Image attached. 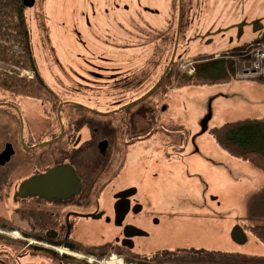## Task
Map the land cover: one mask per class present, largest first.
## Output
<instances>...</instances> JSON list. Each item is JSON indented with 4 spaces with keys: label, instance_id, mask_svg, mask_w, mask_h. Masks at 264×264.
<instances>
[{
    "label": "flooded vegetation",
    "instance_id": "flooded-vegetation-1",
    "mask_svg": "<svg viewBox=\"0 0 264 264\" xmlns=\"http://www.w3.org/2000/svg\"><path fill=\"white\" fill-rule=\"evenodd\" d=\"M256 1L233 0L244 11ZM209 8L208 0H78L70 63H52L56 87L37 60L43 95L0 86V264H204L190 253L209 248L166 246L190 207L158 202L145 180L188 153V138L160 118L161 100L174 92L188 47L208 39L197 31ZM257 9L264 14V0ZM206 207V218H218Z\"/></svg>",
    "mask_w": 264,
    "mask_h": 264
},
{
    "label": "rangeland",
    "instance_id": "rangeland-1",
    "mask_svg": "<svg viewBox=\"0 0 264 264\" xmlns=\"http://www.w3.org/2000/svg\"><path fill=\"white\" fill-rule=\"evenodd\" d=\"M77 2L36 0L35 5L26 11L35 58L47 82L54 87L51 73L53 60L58 57L65 66L69 65L64 56L72 49L74 34L70 29L74 22L81 23L79 14L70 11V7ZM208 4L210 8L203 16V28L197 31L201 35L207 33L208 39L201 41L202 45L195 43L188 47L186 51L189 55H184L185 59L177 64V68L185 73L181 69L184 66L194 69L193 59L199 54L217 58L225 53L235 62L234 76L228 83L175 86L174 92L161 100L168 107L160 118H168L182 133L180 138H188V153L184 156V164L172 167H161L160 164L150 168L148 175L146 172L144 175L150 177L156 172L157 177L146 178L145 181L150 188L155 186L152 194L158 202L190 207L181 210L183 217H175L177 223L188 228L183 226L182 231L177 233L180 236L166 246H197L261 255L264 254V244L251 232L250 226L263 224L264 219L251 217L249 204L264 188V173L252 162L225 151L210 131L228 122L264 117V84L258 81L264 73H261L264 64L259 66L258 74L245 73L256 60L257 51L264 48V14L255 10L258 0L249 10L246 2L245 11L233 0H208ZM235 5L238 12H233ZM157 22L162 24L160 17ZM232 23H235L234 27H228ZM257 24L263 25L261 31L255 30ZM212 31H217V34H210ZM191 34L194 36L193 31ZM134 35H137L136 31ZM237 46H245V52L241 55L234 53L232 49ZM183 50L180 52L183 53ZM3 68L13 69L8 66ZM194 72L195 69L192 74ZM3 93L6 92L0 88V94ZM208 115H211L208 129L203 131L202 122ZM153 138L162 136L155 134ZM160 158L157 157L159 162ZM213 198L215 200L211 201ZM207 203L215 205L213 213L218 218L205 217L210 211L208 207L204 208ZM235 225L245 231V243L232 239L231 231ZM109 263L118 262L114 259Z\"/></svg>",
    "mask_w": 264,
    "mask_h": 264
},
{
    "label": "trees",
    "instance_id": "trees-1",
    "mask_svg": "<svg viewBox=\"0 0 264 264\" xmlns=\"http://www.w3.org/2000/svg\"><path fill=\"white\" fill-rule=\"evenodd\" d=\"M26 11L23 0H0V86L28 95L42 90L40 93L43 95L47 84L38 72ZM232 50L241 55L246 47L237 46ZM193 60L194 76L175 68L177 87L228 83L234 76L235 62L225 53L217 58L199 54ZM3 66L13 69L8 70ZM258 81L264 84V73ZM210 132L225 151L252 162L264 173V117L228 122ZM249 207L251 217L264 219V188L251 199ZM250 230L264 244V223L254 224ZM190 255L193 259L190 263L264 264V254L199 249L192 250Z\"/></svg>",
    "mask_w": 264,
    "mask_h": 264
},
{
    "label": "water",
    "instance_id": "water-1",
    "mask_svg": "<svg viewBox=\"0 0 264 264\" xmlns=\"http://www.w3.org/2000/svg\"><path fill=\"white\" fill-rule=\"evenodd\" d=\"M36 0H23V4L26 8H31L35 5ZM263 25L262 24H257V26H255V30H260L262 29ZM261 31V30H260ZM211 118V115H208L202 122V130L206 131L208 129V121ZM231 236L232 239L236 242L238 241L239 243H245L247 240V236L245 234V231L243 230L242 227L235 225L232 228L231 231Z\"/></svg>",
    "mask_w": 264,
    "mask_h": 264
},
{
    "label": "built area",
    "instance_id": "built-area-1",
    "mask_svg": "<svg viewBox=\"0 0 264 264\" xmlns=\"http://www.w3.org/2000/svg\"><path fill=\"white\" fill-rule=\"evenodd\" d=\"M263 50H264V48H263ZM263 50H258L257 51V53L255 54V61H253V63H251L252 65H251V68L255 65L256 66V69H257V71H250L251 70V68L249 69V70H247V72H245V73H247V74H252V73H257L258 74V71H259V69H260V65H261V63H263L264 64V51ZM247 63H249V62H247ZM190 64V66L192 65L191 63H189ZM254 64V65H253ZM183 67V66H182ZM183 69L184 70H186V71H188V73L189 74H192L193 73V71H194V69L192 68V67H189V68H187V66L185 67H183ZM188 69V70H187ZM261 70H262V72H261ZM260 70V72L261 73H263L264 71H263V68ZM259 72V73H260Z\"/></svg>",
    "mask_w": 264,
    "mask_h": 264
},
{
    "label": "bare ground",
    "instance_id": "bare-ground-1",
    "mask_svg": "<svg viewBox=\"0 0 264 264\" xmlns=\"http://www.w3.org/2000/svg\"><path fill=\"white\" fill-rule=\"evenodd\" d=\"M254 65V64H253ZM250 71H257V69H256V66L254 65L252 68H251V70Z\"/></svg>",
    "mask_w": 264,
    "mask_h": 264
}]
</instances>
